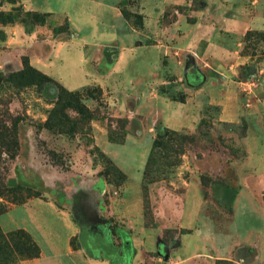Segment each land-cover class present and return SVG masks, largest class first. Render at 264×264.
Here are the masks:
<instances>
[{"label":"rangeland","instance_id":"1","mask_svg":"<svg viewBox=\"0 0 264 264\" xmlns=\"http://www.w3.org/2000/svg\"><path fill=\"white\" fill-rule=\"evenodd\" d=\"M97 2L103 6L99 11L94 10L91 13V26L94 28L98 21V39L101 41L97 50L99 57H104V71L108 70L110 65H115L118 54L124 49L121 38L125 35L134 40L129 49L136 51L140 45L139 48L146 50L147 60L155 61L157 57L161 58L160 68H155L157 76L150 73L148 66L143 70L142 65L134 62V65H120L122 73L112 79L115 83L113 86L116 87H111V91H114L116 99L119 87L125 84L127 93L136 94L143 90L147 104L153 111H133L136 103L133 100L129 105L130 110L124 108L117 114L109 109L104 93L96 86H87L88 88L81 91L71 92L47 76L49 81L46 77L32 74L23 80L18 75V72L23 70L22 67L20 71L0 78V111L21 120L18 126L20 149L19 131L24 127L27 129L26 140L30 141L29 137L34 135L36 150L60 170H70L76 163L81 165L85 161L88 162L89 158L94 168H100V175L105 177L116 192L128 179L124 174L129 176V193L133 199L136 197L137 181L140 178L139 199L145 227L147 230H155L153 235L160 233L156 240V235H150V239L155 240V246L146 241L147 246L143 247L148 252L146 262L208 264L209 261L215 264L216 261L213 263V256H210L208 250L216 252L217 240L210 239L207 242L201 233L203 225H209L210 229H215V235L220 232L222 242L233 244L227 261L233 264H264V215L260 223L255 219L251 220L255 225L253 228L249 225V217H244L243 214L233 217V203L237 197L252 202L255 208L252 211L263 212L258 206H264V176L248 173L245 149L253 153L250 162L252 165L249 163V167L254 165L262 169L264 157L261 158L260 154L264 151V132L262 134L261 125L253 116L247 125L245 121H219V106L213 104V101L217 103L219 95L215 92L221 87L207 89L210 90L211 95H208V98L212 102L208 106L205 104L207 93L201 90L205 84L210 86L214 83L217 87L225 84V89L232 94L234 90L243 96L249 94L252 97L251 103H257V100L261 99L262 104L258 105L261 117L264 118V0ZM15 16L21 23L26 24L27 30L38 26L46 28L45 25L54 20L49 16L44 18L43 24H35L34 16L15 13L4 15L2 23L15 19ZM40 19L42 18L38 16L37 20ZM53 24L48 27L49 31L42 33L43 36L63 35L65 39H71L75 37V33L80 36L87 33V26H84L82 31L71 32L67 21ZM106 30L110 33L106 34ZM134 44L138 46L133 48ZM218 45L225 50L222 57H219V51L214 50ZM84 49L86 53H90L96 48L86 46ZM81 54L83 53L79 50L73 51L69 65L80 70L77 61ZM54 62L59 69L61 64ZM94 62L97 65L99 59ZM81 66L82 71H86L85 76H93L89 63L80 64ZM153 71L151 69V72ZM251 82H255V87L249 89ZM58 87L76 95L93 113L94 120H82V116L73 110L59 108ZM189 90L198 94L194 96L193 101L199 105L204 103V109L200 106L198 110H194L196 120L188 130H172L158 113H161L164 104L184 103L186 92ZM244 103L246 104V101ZM129 120L133 122L132 134L137 139L131 138L128 142L108 150V157L112 161L105 155L103 158L101 152L99 154L94 149L92 123L101 122L107 126L108 132L121 136L124 133L126 135ZM143 128L146 131L153 129L151 142L149 135L141 134ZM166 132L168 135L175 134L172 136L171 152L145 175L153 142L157 135ZM79 151L84 153V160L76 157L75 154ZM14 162L15 160L9 161L8 153L1 155L0 184L3 186L0 188V215L4 214V219L9 218L10 213L7 212L12 205H21L35 197V191L32 189L23 186L9 187L7 179ZM253 179L257 181L256 185H261L263 189L248 190ZM193 184L200 187V197L207 203V213L220 214L219 221L215 218L214 223L206 224L201 219L192 220L185 213V208L188 207L187 188ZM242 188L248 190V195L242 192ZM169 201H172L170 216L169 206L166 205ZM13 202L16 204H12ZM173 202L177 204V214ZM20 212L12 213L15 221L23 218H19ZM40 221L44 223L45 229L47 226L52 231L54 240L62 251L60 256L64 264H69L63 253L68 232L62 228L60 222L55 223V219L49 221L43 218ZM114 223L118 225L117 222ZM137 227L133 223L128 229L131 239ZM114 229L115 241L120 242L116 237L121 236L120 231ZM10 233H17V237L11 241L0 239V264H23L25 261L36 259L40 249L33 238L24 230L5 233L0 228V235ZM20 235L25 237L27 244L19 238ZM40 239H45L38 240L41 244L44 243ZM42 245L46 253V247ZM185 257L188 259L183 261Z\"/></svg>","mask_w":264,"mask_h":264},{"label":"crops","instance_id":"2","mask_svg":"<svg viewBox=\"0 0 264 264\" xmlns=\"http://www.w3.org/2000/svg\"><path fill=\"white\" fill-rule=\"evenodd\" d=\"M101 6L103 4H99L97 0H0V13L3 15L38 13L49 14V16L54 18L53 21L51 20L49 24L45 25L46 28L38 26L31 30H27L26 24L17 20L16 16L15 19L17 21L13 19L5 23L0 22V78L20 71L22 69V61L26 59L32 68L56 80L68 91L78 92L91 86L100 88L105 95L109 109L111 111L114 110L117 114H120L124 108L130 110L129 105L133 100L136 102L133 111L144 112L148 109L153 111L147 104L143 90L136 94L127 93L125 84L119 87L117 91L119 98L117 97L116 99L114 91H111V87H116L113 86L115 83L112 82V79L122 73L121 70L123 69L120 68V65H134V62L142 65L143 70L148 66L150 73L157 76L155 68L156 70L160 68L161 58L157 57L158 59L155 61L147 60L146 50L145 48H139L140 45H133V48L138 46L136 51L129 49L134 40L130 36L125 35L121 38V45L124 49H121L118 54L115 65H110L108 70L104 71L102 64L104 63V57H99L97 50V47H100L99 41H101V39H98L100 36L97 29L98 21L94 28L91 26L93 25L91 13L94 10L99 11L98 9ZM63 21H67L71 32L82 31L83 27L87 26V33H84L86 35L80 36V34L75 33V37L71 39H65L63 35H57L56 37L52 35L43 36L42 33L49 31L48 27H52L53 23H61ZM92 32L93 34L91 35L90 33ZM105 33L110 32L106 30ZM86 46L95 47L96 49L86 53L84 51ZM75 50L83 53L79 57V61H77L80 70L75 66L69 65L71 63V54ZM214 50L220 52L219 57L225 55V50L221 45L216 46ZM95 59H99L97 65L94 62ZM138 59L140 61L137 62ZM54 61L61 64V66H58L59 69L56 68ZM86 63L90 64L93 76H85L86 71H82L83 67H80V64ZM55 68L56 71L53 73ZM151 69L154 71L151 72ZM215 85L214 83L210 86L205 84L201 90L207 93L205 104L208 106L212 102L208 98V95H211L209 93L210 90L207 89L221 87L216 92L214 90L219 97L217 103L213 101V104H218L219 106V121L225 123L245 121L247 125V122L253 116L257 123L261 125L263 134L264 118L261 117L260 105H258L262 104L261 99H258L257 103H251L252 97L249 94L247 95L246 93L243 96L236 90L232 94L230 93L231 91L225 89V84H221L218 87ZM186 96L184 103L172 102L164 104L161 113H158L163 116L164 121L172 130H188L193 126L194 120H196V116L193 113L194 110H198L200 106L204 109V103L199 105L193 101L194 96H198L197 93L189 90L186 92ZM245 101L246 104L244 103ZM132 123V120L128 121L127 133L122 144L128 142L131 138L137 139L132 134ZM26 133L27 129L24 127L19 131L21 149L9 170L7 183L9 187L23 186L32 189L39 196L28 199L21 205H12L7 212L10 213L9 218L4 219V214L0 215V218L3 217L0 220V228L3 232L24 230L33 238L40 249L41 256L39 258L25 261L23 264H64L60 256L62 254L60 253L61 250L54 240V234L47 226L45 229L44 223L40 221L43 218L49 219V221L50 219H55V223L60 222L62 228L68 232L63 253L68 258L69 264H158L156 261L146 262V254L148 252L147 249H143L145 245L147 246L146 241L151 242V245L154 244L153 246H155L156 237L160 233L158 235L155 234V236L153 235L155 230H147L145 227L139 199L141 192L140 178L137 181L136 197L133 199L129 193V176L123 172L128 179L116 192L113 186L106 181L105 177L100 175V168H94L95 166H93V162L89 158L88 162L85 161L81 165L76 163L70 170H60L57 166L45 160L43 155L36 150L34 135L31 134L29 137L30 141L26 140ZM141 134L149 135L151 142L154 131L153 129L146 131L143 128ZM92 135L94 147L107 157L108 150L122 145L110 142L107 126L101 122L94 121L92 123ZM27 141L29 146H27ZM245 151L246 170H248V173L264 176V167L262 169L258 168V166L254 167V165L249 167L253 153L247 148ZM82 154L84 153L79 151L75 155H77V158L83 159L84 155ZM261 156L264 157V151L260 154ZM250 164L252 165V163ZM256 184L257 181L253 179L248 190H253L254 188L263 189L261 185L258 186ZM248 190L242 188V192H245L246 195H248ZM186 195L188 207L185 208V213L192 220L199 221L201 219L206 224L214 223L215 218L219 221L220 214L210 215L209 212L207 213V203L200 197V187L198 185L189 186ZM251 203L237 197L233 203V217L235 218L237 214L249 217V225L253 228L255 225L251 220L255 219L258 221L257 223L261 222L260 219L264 215V206H258L262 208V214L258 211L256 212V210L252 211L255 208L253 203ZM166 205L169 206L170 216L172 201H169ZM173 207L175 208V214H177L176 202H173ZM17 211H21L24 214L22 216V213H19V218L23 217L19 221H15L12 216V213ZM133 223L138 227L135 229L136 233L131 239V232L128 229ZM113 229H119L121 236L116 237L119 238L120 242L115 241ZM149 231H151L150 234ZM201 233L204 240L207 239V242L210 239L217 240L216 252L208 250L210 256H213V263L217 260H227V255L233 244L222 242L220 232L215 235V229H210L209 225H203ZM143 234L146 235L144 236ZM150 235L152 237L155 236V240L150 239ZM39 238L45 239V241L40 240L44 242L42 244L46 247V253L43 251V245L38 241ZM185 258L183 261L188 259V257ZM208 264H211V262L208 261Z\"/></svg>","mask_w":264,"mask_h":264},{"label":"trees","instance_id":"3","mask_svg":"<svg viewBox=\"0 0 264 264\" xmlns=\"http://www.w3.org/2000/svg\"><path fill=\"white\" fill-rule=\"evenodd\" d=\"M26 15H30L32 17L34 16V18H36L34 19L35 24H43L45 22L44 18L49 17V14H38V13H29ZM38 16L42 18L40 19V21L37 20ZM2 18H4V15L0 13V22L4 20ZM22 67L23 70L18 72V75L21 76L23 80H26L27 76L30 74L39 75L40 77H44V78L46 77L41 72L32 68L28 64L26 59H23ZM47 81H49L48 78ZM58 90H59V95H58L59 108H61L62 110H66V109L73 110L74 112L82 116V120L86 118L89 120H94L93 113L90 112L84 106V104H82L81 100L76 95L67 93L60 87H58ZM20 124H21V120L19 118L9 116L8 113L6 114L5 112L0 111V158L3 153H8V158L10 162L14 161L18 157L19 149H20L19 141H18V126ZM173 135L175 134L171 133V135H168V132H166L163 135L156 136L146 163V167L144 171L145 175L149 174L151 172V169L157 166L160 163V161L164 159V156L167 155L168 152H171L170 146L171 144H173V138H172ZM108 137L111 143L122 144L125 139V133L119 136V135H113L112 132H108ZM94 149L100 154V151L97 148ZM101 156L104 158L103 154ZM1 186H3V184H0V188ZM38 196L39 194L35 192V197ZM12 204H16V202H13ZM15 237H17V233L15 234L10 233L5 236L0 235V239L1 240L5 239V241H11ZM19 238H21L27 244V240L23 235H20ZM39 257H40V251L39 253H37V256L35 258H39ZM215 264H233V263L227 260H217Z\"/></svg>","mask_w":264,"mask_h":264},{"label":"built area","instance_id":"4","mask_svg":"<svg viewBox=\"0 0 264 264\" xmlns=\"http://www.w3.org/2000/svg\"><path fill=\"white\" fill-rule=\"evenodd\" d=\"M252 87H255V82H251L248 88L251 89Z\"/></svg>","mask_w":264,"mask_h":264}]
</instances>
